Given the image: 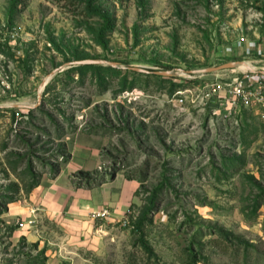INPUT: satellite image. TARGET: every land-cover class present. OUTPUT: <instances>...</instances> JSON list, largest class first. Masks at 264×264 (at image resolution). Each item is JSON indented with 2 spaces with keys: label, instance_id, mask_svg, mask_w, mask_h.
Here are the masks:
<instances>
[{
  "label": "rangeland",
  "instance_id": "1",
  "mask_svg": "<svg viewBox=\"0 0 264 264\" xmlns=\"http://www.w3.org/2000/svg\"><path fill=\"white\" fill-rule=\"evenodd\" d=\"M230 62L264 0H0V264H264V106H221L264 75L191 73Z\"/></svg>",
  "mask_w": 264,
  "mask_h": 264
},
{
  "label": "built area",
  "instance_id": "2",
  "mask_svg": "<svg viewBox=\"0 0 264 264\" xmlns=\"http://www.w3.org/2000/svg\"><path fill=\"white\" fill-rule=\"evenodd\" d=\"M253 76H247L243 80H238L226 84L223 88L226 91V99L223 101L221 106L225 107L229 105V109H238L240 107H250V106H264V78L259 80H254ZM219 89L222 88V85L217 86ZM108 211L100 214L101 216H106Z\"/></svg>",
  "mask_w": 264,
  "mask_h": 264
},
{
  "label": "water",
  "instance_id": "3",
  "mask_svg": "<svg viewBox=\"0 0 264 264\" xmlns=\"http://www.w3.org/2000/svg\"><path fill=\"white\" fill-rule=\"evenodd\" d=\"M239 64H246V62H230L227 64H223L221 66L209 68V69L202 70V71H193L191 73H199L200 72L203 74H210L213 72L235 69V68H237V66ZM85 65H108V66L113 67V68H119L118 63L108 62V61H103V60H81V61L72 62V64H70V66H73V67H79V66H85ZM129 69L133 70L135 72H139V73L155 74V75H159V76H163V77L175 76V74L172 73L171 71H167V72L149 71V70H145L142 68H135V67H131ZM249 71L252 73H260V74L264 75V70L258 71V70L251 67V68H249Z\"/></svg>",
  "mask_w": 264,
  "mask_h": 264
},
{
  "label": "trees",
  "instance_id": "4",
  "mask_svg": "<svg viewBox=\"0 0 264 264\" xmlns=\"http://www.w3.org/2000/svg\"><path fill=\"white\" fill-rule=\"evenodd\" d=\"M95 15L99 16L100 18H102L103 20H105L106 22V28H109L110 25H111V20L109 18V16H107L106 13L102 12V11H98V12H95V11H92ZM85 67H91L90 65H85V66H80V68H85ZM111 69V68H110ZM114 70V69H112Z\"/></svg>",
  "mask_w": 264,
  "mask_h": 264
},
{
  "label": "bare ground",
  "instance_id": "5",
  "mask_svg": "<svg viewBox=\"0 0 264 264\" xmlns=\"http://www.w3.org/2000/svg\"><path fill=\"white\" fill-rule=\"evenodd\" d=\"M253 65H251L250 63H248L247 64V62H246V64H239L238 66H237V68H239L240 70H243V71H248L249 70V68H251ZM254 67V66H253ZM252 67V68H253ZM254 69H255V67H254Z\"/></svg>",
  "mask_w": 264,
  "mask_h": 264
}]
</instances>
